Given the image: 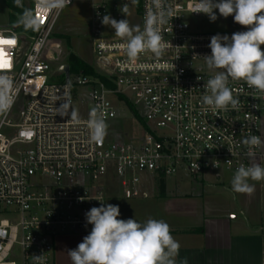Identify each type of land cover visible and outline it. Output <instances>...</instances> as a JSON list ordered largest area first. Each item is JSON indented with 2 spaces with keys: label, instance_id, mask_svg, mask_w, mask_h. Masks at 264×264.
Returning a JSON list of instances; mask_svg holds the SVG:
<instances>
[{
  "label": "built area",
  "instance_id": "obj_1",
  "mask_svg": "<svg viewBox=\"0 0 264 264\" xmlns=\"http://www.w3.org/2000/svg\"><path fill=\"white\" fill-rule=\"evenodd\" d=\"M32 1L31 13L39 20L34 34L0 28V36L15 41L3 49L10 66L0 69L13 80L15 96L11 109L0 113V264H56V239L89 234L85 213L101 206L100 200L106 204L118 194L146 199L148 182L156 186L159 177L234 175L253 162L242 140H264V93L229 79L237 108L214 111L202 103L204 84L217 71L203 58L211 54L210 38L247 28L193 32L187 20L205 15L201 0H160L159 9L153 0H97L91 11V72L69 70L66 82L58 70L62 64L54 67L62 40L53 30L62 10ZM149 11L164 13L158 27L167 47L160 57L146 51L133 60L101 20L106 14L116 20L133 16L130 24L143 30ZM121 108L141 134L122 129ZM93 111L116 125L99 144L90 140ZM251 150L262 166L264 147Z\"/></svg>",
  "mask_w": 264,
  "mask_h": 264
},
{
  "label": "clouds",
  "instance_id": "obj_2",
  "mask_svg": "<svg viewBox=\"0 0 264 264\" xmlns=\"http://www.w3.org/2000/svg\"><path fill=\"white\" fill-rule=\"evenodd\" d=\"M70 3L71 0H40L42 7L57 11ZM153 3L157 9L161 7L160 0H153ZM200 9L199 12L206 14L212 22L217 20L214 10H218L220 16H233L235 23L247 28L246 31L234 32L231 37L213 35L208 45L211 54L203 56L207 68L217 71L204 84L206 94L202 103L214 111L227 110L229 106L235 109L239 100L228 86L229 79L243 80L250 88L264 93V0H201ZM163 17V12L149 11L143 30L131 25L127 18L116 20L107 14L102 17L101 23L112 28L115 36L124 41L125 54L134 60L146 51L156 57L163 54L167 45L158 27ZM22 22L27 28L39 26V20L28 10L24 12ZM0 39L12 38L0 36ZM6 47L7 44H0V48ZM13 91V80L7 71H0V113L9 111L13 106ZM73 119L79 123L78 114H73ZM88 128L90 140L102 143L108 129L105 119L93 111ZM242 144L250 149L248 155L253 162L237 168L231 185L233 191L250 195L254 192V185L249 181L264 180V166L254 162L255 153L251 149L264 147V140L251 135L245 137ZM100 201L101 206L92 207L85 213L86 223L92 225L90 233L75 249L67 251L71 264H177L181 245L171 234L168 223L151 218L143 223L132 218L119 219L118 205H105ZM182 264H187V260Z\"/></svg>",
  "mask_w": 264,
  "mask_h": 264
},
{
  "label": "rangeland",
  "instance_id": "obj_3",
  "mask_svg": "<svg viewBox=\"0 0 264 264\" xmlns=\"http://www.w3.org/2000/svg\"><path fill=\"white\" fill-rule=\"evenodd\" d=\"M32 1V0H25ZM97 0H76L70 7L64 8L57 20L55 30L61 39L62 48L55 55L54 67L58 64L67 63L69 52L76 54L87 64H93L92 42H91V11L92 5ZM217 15L215 22L210 21L205 15L190 17L187 20L193 32H222L233 28H246L234 22L230 16L224 18L220 16L218 10H214ZM129 16L127 19H133ZM126 19V18H125ZM9 24V12L5 0H0V28ZM68 38L69 43L66 41ZM66 43V44H64ZM121 114H125L121 127L128 135L141 134V128L133 121L130 113L121 108ZM108 130L115 129L116 125L110 121ZM107 130V131H108ZM264 166V162H262ZM181 176H170L166 178L167 195L166 198L157 196V189L152 183L147 184L149 197L146 199L135 198L126 200L121 196L115 195L106 204L118 205L120 209L119 219H136L137 222H146L149 218L156 220H169L168 224L173 223L179 208L183 210L195 209L202 211L206 205H221L225 202L234 203L238 196L257 197V189L252 194H243L233 191L231 180L233 175L226 172H208L203 175L201 181L193 179L192 176L181 173ZM219 181V182H218ZM254 187L262 184L261 181H249ZM264 195V188L261 189ZM105 204V205H106ZM238 213V206L233 205ZM156 215V216H155ZM175 216V217H174ZM81 242V241H80ZM80 242H75L71 249H75Z\"/></svg>",
  "mask_w": 264,
  "mask_h": 264
},
{
  "label": "crops",
  "instance_id": "obj_4",
  "mask_svg": "<svg viewBox=\"0 0 264 264\" xmlns=\"http://www.w3.org/2000/svg\"><path fill=\"white\" fill-rule=\"evenodd\" d=\"M57 20L54 35L58 33L55 30ZM193 179L201 181L203 176ZM262 188V184L254 187L258 191L257 197L238 196L236 204L206 205L202 211L179 208L175 220L169 224L171 234L181 245L177 264H182L185 259L187 264H264ZM166 195L165 178V196L161 198ZM233 205L238 206V213ZM163 221L169 222L167 219ZM194 228L200 230L195 233L185 231ZM86 235L59 236L55 242V263L71 264L67 251L75 242H82Z\"/></svg>",
  "mask_w": 264,
  "mask_h": 264
},
{
  "label": "trees",
  "instance_id": "obj_5",
  "mask_svg": "<svg viewBox=\"0 0 264 264\" xmlns=\"http://www.w3.org/2000/svg\"><path fill=\"white\" fill-rule=\"evenodd\" d=\"M32 2L33 1H25V0H5V3L8 8L9 12V26L16 25L18 31L27 32L29 34L35 33V28H27L25 27V24L22 22L23 14L26 10L31 11L32 8ZM59 37L58 35H55ZM67 39L66 43H69V39ZM64 43V44H66ZM69 67L70 72H78L82 71L84 73H90L91 68L89 64L84 62L80 57H78L76 54L69 52L67 55V63ZM129 109L131 110L134 117L142 122V118L137 113L136 109L130 104L127 103ZM157 189V195L158 197H164L165 196V178L159 177L156 184ZM200 228H194V229H188L185 230L189 233H195L198 232Z\"/></svg>",
  "mask_w": 264,
  "mask_h": 264
},
{
  "label": "snow or ice",
  "instance_id": "obj_6",
  "mask_svg": "<svg viewBox=\"0 0 264 264\" xmlns=\"http://www.w3.org/2000/svg\"><path fill=\"white\" fill-rule=\"evenodd\" d=\"M0 44H7V45H14V40H2L0 39ZM6 56V53L4 52L3 48H0V69L9 67V63L5 61L3 58Z\"/></svg>",
  "mask_w": 264,
  "mask_h": 264
},
{
  "label": "water",
  "instance_id": "obj_7",
  "mask_svg": "<svg viewBox=\"0 0 264 264\" xmlns=\"http://www.w3.org/2000/svg\"><path fill=\"white\" fill-rule=\"evenodd\" d=\"M17 26L16 25H13L12 26V29H16ZM59 71L63 72L65 74V81L67 82L68 80V73H69V67L67 64H62L59 68H58Z\"/></svg>",
  "mask_w": 264,
  "mask_h": 264
}]
</instances>
